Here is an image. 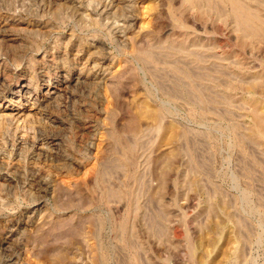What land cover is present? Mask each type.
<instances>
[{"label":"rangeland","instance_id":"rangeland-1","mask_svg":"<svg viewBox=\"0 0 264 264\" xmlns=\"http://www.w3.org/2000/svg\"><path fill=\"white\" fill-rule=\"evenodd\" d=\"M180 3L0 0L4 82L21 74L43 90L61 59L88 76L47 107L61 123L41 103L0 100L4 125L58 134L64 154L4 143L0 174L12 171L16 193L0 200V264H264V84L246 80H263L264 43L242 49L232 20ZM179 26L192 53L141 58ZM29 174L46 183L23 193Z\"/></svg>","mask_w":264,"mask_h":264},{"label":"bare ground","instance_id":"bare-ground-1","mask_svg":"<svg viewBox=\"0 0 264 264\" xmlns=\"http://www.w3.org/2000/svg\"><path fill=\"white\" fill-rule=\"evenodd\" d=\"M180 4L182 5L183 10H187L190 7H193V8L195 7L199 12H202L204 14L210 13L211 11L215 10L217 12V14H216L217 16L219 14V17H220L221 14H223L225 16V18H227V19L229 18L230 20H232V22L234 23L235 30L237 31V39H238L240 48L245 47V46H249L250 44H253V43H257V44L261 43V42L264 43V0H181ZM222 7H225L227 9L226 10L225 8H223V9H225L226 13L224 12V10L221 9ZM219 9H221V10L217 11ZM102 11H105V10L103 9ZM221 11H223L224 13ZM177 14H179V13H177ZM129 16L130 15H128V17ZM131 16L128 20L130 22H132L135 19L132 14H131ZM180 16L182 18L181 13H180ZM177 17H179V16H177ZM103 18H105V17H103ZM176 20L175 21L178 23L179 19L176 18ZM128 24H130V23L128 22ZM181 24L182 23L179 22L178 25H181ZM183 26H179L178 30H176L174 35H170L168 37H165L164 39L160 38V40L155 45L152 46L153 48L150 47L149 49L144 50L142 52L143 54L141 55V58L144 60H146V59L154 60V58L156 57V56H153L154 47L158 48V49L165 47V50L169 49V51L171 53L172 52L184 53V54L192 53L190 50V47H189V45H192V44L190 43V40L188 41L186 39V37H187L186 31L187 30L185 31V29H183L184 28ZM2 31H3V29H2ZM123 31L124 30H122V32ZM119 32H121V30ZM119 34H122V33H118V35ZM193 45L195 47L197 45V42L194 43ZM199 46L203 47L201 45H199ZM166 47H167V49H166ZM77 50H80V49L77 48ZM160 51H161V49H160ZM154 52H156V51H154ZM174 53H172V54H174ZM61 61H62V59L61 60H55L50 65L53 68L54 67L59 68L61 66L60 69L56 70L55 76H48V73H47V77L45 79L41 78L40 87L43 85V87H44L43 90H41L42 88L41 89L38 88V84L35 85L31 78L24 77L21 74H20V79L18 81H15L13 83V86L9 85L7 82H4V79L0 78V100H3V102H6V100H8L9 102L6 104V106H8V104H12L13 102L20 103L21 100H31L32 102H35L38 104L41 103V105H43L42 107L45 109V111L43 110V113H44L43 116L47 119L46 121H49V122L52 121L54 123L55 122L56 123L63 122V120L60 117L50 114L49 111H47V107L49 105H53V104L55 106V104L58 102V99L66 91L71 89V87H73L74 83H77V84L82 83V82L84 83L87 80L88 76L82 74V72H80V70L77 72V74H73L69 69H66L64 65L60 64ZM61 63H63V61ZM42 67H43V69L49 68L46 65V63H43ZM242 68L238 67L239 72H242L241 71ZM61 69H63L66 72L63 74H60L59 71ZM175 69L178 70V72L181 71L178 68H175ZM244 75L246 76V74H244ZM254 77H256V76H254ZM254 77H250L249 79H246V80H248V81L250 80V82L252 81L253 83L257 82L261 86L264 84V77H263V80L260 79L258 81H255L257 79ZM237 81H240V80H237ZM236 85H238V83L236 81H233L231 78L228 79V82L225 85V92L227 93L228 96H230V90L232 91L231 88H233L234 86L236 88ZM190 91H191V89H190ZM197 100H199V98ZM54 106H52L51 108H53ZM56 107L57 106H55V108ZM49 108H50V106H49ZM157 114H158L157 116L160 117L163 114V109L159 108L157 111ZM256 116H257V119L255 122V125H260L263 122V119H262V117H260L258 115H256ZM3 121H0V153L4 152V150H3L4 143L8 142L11 145L10 150L15 151V152L18 151V154L21 152H26L28 150V148L30 147V148L35 149V151H33V152H35L34 157L40 160V159H45L47 157H50L49 155H47L48 153L46 154L44 151H42V149L45 150V148L46 149L48 148L56 156L58 154L59 160H60V158L64 159V154H62L60 151V148H61L60 147L61 146L60 145V138H59L60 136L58 134H55L53 132H48L46 130H43V131L39 130L38 131V129L35 130L34 127H32L30 125L28 126L27 124H24V125L13 124L12 126H8L11 123L8 125H4L5 121H4V123H3ZM157 124H160V123H158V120H157ZM157 124H155L154 127H156ZM52 126H53V124H52ZM150 127L151 126L147 125L143 129H141L139 132H136L135 136L140 137L141 134H144V131L146 132L147 129H149ZM154 127H152V128L156 129L159 126H157L156 128H154ZM31 135L33 136V140H31L32 143H28V141H26L27 136H31ZM179 137H181L183 139H187V137H188V139H189V134L187 133V131H182V133L179 134ZM183 139H182V142H183ZM136 144H137V142H136ZM133 146H134V144H131L130 142L126 143V147L130 150L132 149ZM54 159H56V158H54ZM117 160H119V161L115 162L116 164L113 162V164L115 166L116 165L120 166L124 162L125 158L122 156L121 160L119 158ZM11 172L8 173V171H7V172H5L4 175L0 174V200L8 197L10 194L16 193L15 188H14L15 186L13 184L14 177L11 174ZM33 174H29V177H27V178L24 177L26 180H25V182L23 181L24 185H22L23 186L22 187L23 193H26V191L30 190L31 188H34L35 185H38V186L45 185L46 180L44 178H41L40 180H36ZM44 191H46V190H44ZM157 232H159V231L157 230ZM13 234L14 233H11V230H10L9 233L5 236V239L6 240L10 239ZM176 234H177V232H176ZM9 248H10V246H9ZM9 257H10V259L8 260V262H9L8 264H12L11 261L14 260L15 256H14V254L13 255L10 254Z\"/></svg>","mask_w":264,"mask_h":264}]
</instances>
